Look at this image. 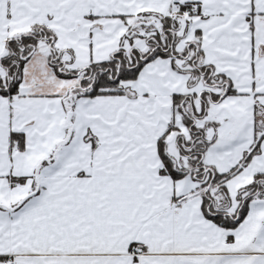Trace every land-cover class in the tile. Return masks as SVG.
Listing matches in <instances>:
<instances>
[{"label":"snow or ice","instance_id":"1","mask_svg":"<svg viewBox=\"0 0 264 264\" xmlns=\"http://www.w3.org/2000/svg\"><path fill=\"white\" fill-rule=\"evenodd\" d=\"M0 264H264V0H0Z\"/></svg>","mask_w":264,"mask_h":264}]
</instances>
